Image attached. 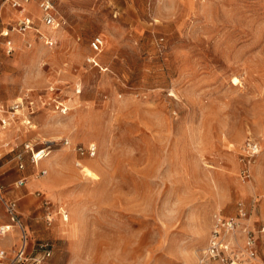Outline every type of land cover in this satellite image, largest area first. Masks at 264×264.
Wrapping results in <instances>:
<instances>
[{
    "label": "rangeland",
    "instance_id": "obj_1",
    "mask_svg": "<svg viewBox=\"0 0 264 264\" xmlns=\"http://www.w3.org/2000/svg\"><path fill=\"white\" fill-rule=\"evenodd\" d=\"M26 9L23 34L0 16V226L15 202L50 264H197L239 204L264 226V0H54L52 26ZM255 236L240 264H264Z\"/></svg>",
    "mask_w": 264,
    "mask_h": 264
},
{
    "label": "built area",
    "instance_id": "obj_2",
    "mask_svg": "<svg viewBox=\"0 0 264 264\" xmlns=\"http://www.w3.org/2000/svg\"><path fill=\"white\" fill-rule=\"evenodd\" d=\"M5 3H8L12 8H15L20 14L21 18L19 24L13 28L17 33H25L33 28L34 17L27 11L26 6L34 3L41 9L42 20L48 25H58L56 18L53 15L54 0H2L0 1V16ZM8 30L1 31L0 35L7 36ZM7 40V44H9ZM10 45V44H9ZM91 49L94 52H99L103 47V40L101 37H94L90 41ZM10 49V46H8ZM91 61H94L91 59ZM19 105L16 104L11 107V110L18 109ZM1 124L5 126L6 119L2 118ZM67 144V143H66ZM81 154L83 150L77 149ZM45 149L37 151L33 155L34 162L46 156ZM87 153L94 154V148H90ZM22 167V166H20ZM47 170L39 171V175H45ZM248 174L243 172V178H247ZM24 184L23 179L16 181L17 186ZM0 185V193H1ZM48 206V202H43ZM6 213L8 215L9 223L0 226V235L11 231L16 228L19 233V241L15 246L12 254L9 257H4L0 254V264H50L52 258V245L48 241H40L37 247L29 249L28 234L18 218L16 211V204L13 201H4ZM48 221L51 218H46ZM66 219V218H65ZM212 225L209 234L207 245L198 256L197 264H240L242 258L247 255L253 257L255 255V242L257 239L256 234L264 232V226L255 229L250 223L248 210L241 204L237 207L235 215L227 216L220 212H216L211 218ZM243 236L245 239L243 246L238 243V238Z\"/></svg>",
    "mask_w": 264,
    "mask_h": 264
},
{
    "label": "crops",
    "instance_id": "obj_3",
    "mask_svg": "<svg viewBox=\"0 0 264 264\" xmlns=\"http://www.w3.org/2000/svg\"><path fill=\"white\" fill-rule=\"evenodd\" d=\"M9 14H13L11 11L9 12ZM1 219V218H0ZM7 224V223H6ZM27 231L29 232V230H28V228H27ZM14 236H15V234H14V232H13V230L11 231V236H10V238H8V243L9 244H13L14 242H15V240H14ZM17 239V238H16ZM6 246H8V245H2L1 244V242H0V247H6Z\"/></svg>",
    "mask_w": 264,
    "mask_h": 264
},
{
    "label": "bare ground",
    "instance_id": "obj_4",
    "mask_svg": "<svg viewBox=\"0 0 264 264\" xmlns=\"http://www.w3.org/2000/svg\"><path fill=\"white\" fill-rule=\"evenodd\" d=\"M40 159H43V158H40ZM38 161V160H37Z\"/></svg>",
    "mask_w": 264,
    "mask_h": 264
}]
</instances>
